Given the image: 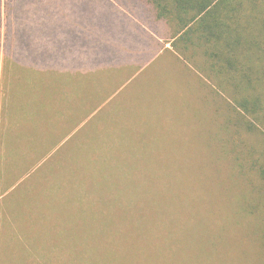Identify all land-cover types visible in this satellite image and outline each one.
Here are the masks:
<instances>
[{"label": "rangeland", "instance_id": "rangeland-1", "mask_svg": "<svg viewBox=\"0 0 264 264\" xmlns=\"http://www.w3.org/2000/svg\"><path fill=\"white\" fill-rule=\"evenodd\" d=\"M118 13L143 18L139 24L155 31L161 46L167 44L172 60L179 64L166 63L165 58L123 87L116 86V80L108 83L98 72L94 77L84 53L88 40L97 30L106 29ZM176 31L172 22L158 20L139 0H0V154L5 155L3 142L12 140L31 164L20 172L17 160L13 162L14 149L9 151L13 156L5 160L12 172L3 173L8 182L1 184L5 192L0 199L10 200L12 189L6 187L16 190L35 181L38 170L52 156L65 161L62 156L69 153L65 173L73 171L66 180L75 176L81 163L91 162L93 154L98 156L99 163L92 165L100 168L101 179H109L99 184L100 178H91L90 187L97 186L102 194L97 199L101 200L98 211L109 231L98 235L99 220L93 222L92 217L95 213L96 220L97 209L91 205L76 211L72 206L71 213L61 209L57 229L53 221L48 223V228L52 225L49 236L63 237L68 227L73 228V248L83 244L87 252L84 264L151 263L130 237L144 233L140 218L163 219L166 214L173 223V242L171 255L162 262L264 264L253 229L242 224L249 207L244 176L233 169L228 146L223 144L226 97L216 91L217 78L198 65L200 56L173 52L170 38ZM137 48L132 45L122 57L137 61ZM11 57L8 70L5 62ZM76 114L87 121H69ZM97 128L109 132L111 143L107 139L100 146ZM76 133V139L69 141ZM84 133L88 137L81 143ZM114 135L123 138L126 149L114 146ZM40 196V190L29 193L23 208L28 206L30 214L40 210L42 223L46 206L40 204ZM5 209L0 210L1 231L7 219ZM72 213L77 218L63 227L64 216ZM24 222L35 229L38 225L32 216L17 221L20 226ZM87 235L94 237L90 248L85 243ZM31 239L26 241L32 244ZM46 247L42 252L54 256L52 264H64L58 248ZM25 255L24 247L9 237L2 244L0 264H25Z\"/></svg>", "mask_w": 264, "mask_h": 264}, {"label": "trees", "instance_id": "trees-1", "mask_svg": "<svg viewBox=\"0 0 264 264\" xmlns=\"http://www.w3.org/2000/svg\"><path fill=\"white\" fill-rule=\"evenodd\" d=\"M139 1L146 3L158 20H166L174 24L177 31L172 35L170 44L173 52L179 54L183 51L194 58L200 56L201 60L196 59L198 65H201L202 70L204 67L209 69L210 73L217 78L214 85L216 91L224 93L228 105V121H222L225 135L223 144L228 146L226 150L231 157L233 169L244 176L242 184L246 190V203L249 204L246 213L243 214L242 224L246 228L253 229L255 237H252L264 255V0ZM107 32L105 28L97 30L88 40L90 43L84 52L91 61L90 72L94 77L98 72V75L101 74L100 78L104 77V79H107L109 72H113L114 68L119 66L118 63L124 51L122 48L120 51L117 50L114 41H109ZM195 50H198V53H195ZM184 62L190 69L189 62L186 60ZM11 63L12 57L6 59L5 66L8 70L11 68ZM89 77H91L90 74H88ZM91 112L92 110L89 115ZM87 119L79 118L76 114V116H71L69 121H87ZM99 130L96 129L100 146L107 139L111 143L109 132ZM77 133L73 138H69V141L76 139ZM87 137L88 135L84 133L80 138L81 143H85ZM113 140L116 148L126 149L123 138L114 135ZM3 143L6 151L3 157L0 154V198L5 192V186L1 184L8 182L6 179L4 181L3 173L11 174L12 172V166L5 159L14 155L13 162L17 160L20 172L27 171L31 165L27 158L28 155H23L21 151L18 152L17 142L6 140ZM221 148L224 149L223 146ZM11 149H14L13 155L9 156ZM68 155L69 153L62 156L65 161H61L58 156H52L49 164L45 163L38 170L35 181H30L27 186L16 188V190L12 186L6 187L7 190L12 189V195L7 202L2 200L5 198L0 199V210L6 208L7 211L3 215L7 218L2 224L3 231L0 230V252L2 244L12 237L24 247L25 264H52L54 256H48L42 252V248H47L46 245L61 251L64 264H84L87 252L82 248L83 244L76 243V247L73 248L75 234L73 228L68 227L69 221L77 218L75 213L64 216L62 225L65 228L68 227V230L63 237L49 236V232L52 231V225L48 228L49 221H53L57 229L61 209L66 213H71L69 209L72 206L75 207L74 211L79 207L88 209L89 205L97 209L96 220L94 219L95 213H92V217L93 222L99 220L95 228L98 235L109 231L108 223L101 222L103 217L98 211V203L101 200L97 201V199L102 194H99L97 186L93 190L90 187L91 183H94L91 182V178H100L99 184H103L109 176L101 179L100 168L92 165L95 162L99 163V158L93 154L91 162L81 163L79 171L74 172L75 176L66 180V175L73 171L68 170L65 173L64 165L69 160ZM92 174L95 176L91 177ZM145 189L151 193L148 188ZM38 190L41 192L39 202L41 205L45 204V211L48 204L53 201L52 210L48 208L49 212L44 211L45 218L43 217L42 222L44 225L39 221L40 210L38 212L37 209L36 212L30 214L32 211L28 209V206L23 208L24 201L29 199V193ZM130 192L131 195L135 194L131 190ZM166 192L167 190L163 191L164 196ZM109 196H112V193H109ZM158 207L163 209L161 206ZM22 216H32L38 224L36 229L31 224L26 225L25 222L20 226L17 221ZM167 216L168 214L164 215L163 219L147 216L140 218L144 224V233L139 231L137 236L130 237L133 243L138 244L142 257L146 256L150 259L151 263L144 261L145 264H167V260L163 262L162 260L171 255L173 242V223ZM12 221L14 224H11ZM256 222L258 227H256ZM48 236L50 241L46 239ZM139 237L140 242L138 243ZM27 238H32L30 240L32 244L26 241ZM93 238L90 239L88 235L86 237L85 243H89V248ZM43 240L46 245L42 243ZM78 246L80 248H77Z\"/></svg>", "mask_w": 264, "mask_h": 264}, {"label": "crops", "instance_id": "crops-1", "mask_svg": "<svg viewBox=\"0 0 264 264\" xmlns=\"http://www.w3.org/2000/svg\"><path fill=\"white\" fill-rule=\"evenodd\" d=\"M134 16L127 13H118V15H114V18L110 20L111 23L106 28L109 41H114L118 51H120V48L125 51L132 45L139 47L137 49L140 51L137 61L128 60L130 56L121 57L118 63L119 66L117 65L118 67L114 68L113 72L107 74L108 83L116 80L115 85L117 86L128 85L133 79L149 71L154 63L162 64V60L165 58L168 60H165L166 63L177 62L179 64L176 59L172 60L171 48L169 49L167 44L165 47L161 46L162 40L154 34L155 31L152 30L153 32H151L139 24L144 19L139 18L137 15ZM121 21L124 23H121Z\"/></svg>", "mask_w": 264, "mask_h": 264}]
</instances>
